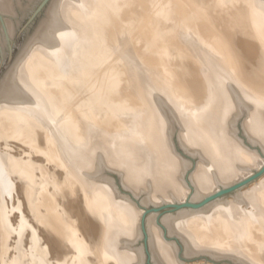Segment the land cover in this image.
I'll return each instance as SVG.
<instances>
[{"label":"rangeland","instance_id":"374dc122","mask_svg":"<svg viewBox=\"0 0 264 264\" xmlns=\"http://www.w3.org/2000/svg\"><path fill=\"white\" fill-rule=\"evenodd\" d=\"M63 1L64 0H0V157L7 160L6 163L9 169L7 173H10L9 180L11 181L13 189L11 198H8L7 194L3 196L5 205L0 197V264H44L45 261L47 264H69L72 253H77L80 259L76 258L70 264H122V258L117 255L121 249L124 248L130 249L131 251L129 252L131 253L139 254V260H136L138 262L136 263V261H134L132 264H159L152 251L150 225H153L154 228L159 231L165 243L168 245L170 244V246L172 245L171 247H173L174 254L176 251V258L179 260L180 264H245L246 262L248 264H264V148L261 147L260 143L258 144L256 140L252 139L249 134H247L245 127H243L246 118L245 110L242 108L239 109V111L242 110L237 112L230 126V130L234 134L232 139L235 138L238 140L245 151L243 160H239V164L242 165L239 168L240 174L235 177L225 178L224 183L223 180L222 183L220 180H216L213 184L214 186L210 187V190L204 191L205 193L199 192L197 183L192 179L193 174L197 172L199 163L201 162L200 154H190L180 144L178 138L180 132L178 129L180 128L177 122L171 121L172 128L169 134V144L172 148L171 153H177L178 155H176L180 156L185 164V170L183 169L181 172L183 174L180 173L181 178L178 179V182L181 181L182 187L184 188L185 186V191H182L181 194H172L170 193L171 190L169 187H166L167 189L165 188L166 190L164 193L166 195L168 194V196L164 194L153 196L151 195L152 192L146 187L144 188L140 183L127 181L124 173H127V170H129L128 168L126 169V167L130 162L125 161V157L122 156V153L125 152V154H127V151H123L121 146H117L116 142L119 137L115 138L116 136L110 135V132H115L120 128L124 129L119 135L132 137L133 140L136 138L145 139L147 136L146 134H148V143L151 144L152 141L151 145L155 147L156 142L160 139V132L159 134L157 131L156 133L153 132V126L151 125L154 124L151 121H155L160 115L156 112L158 110V105L153 106L154 99L145 96V93L146 95L151 93V89H148L147 86L146 89L143 86L147 82L153 81L155 77L153 72L157 73L160 68L164 74H157L156 76L158 79H170L167 81V84L170 85L168 87V98L171 102L170 106L172 105L174 107L176 102L182 105L181 103L184 102V99H181L182 102L179 103L176 98H178L177 96H179V98L184 97L181 96L177 89H180L190 78L192 79L190 83H193V85L187 89L185 95L188 96L186 101H190L189 105L194 106L192 110L195 113L199 111V113H197L198 116L196 115L193 119V129L196 128L195 131L197 133L200 132L197 125L206 123L210 119L208 114L211 113V109H214V104L209 98L210 92L206 91L205 87H203V79L205 81L208 74L206 75L205 71L202 72L198 70V65L201 63V60H199V57L197 58L198 53L196 52H200L201 49L196 46L198 42H200V39L198 40L196 37H193L194 41L192 45L191 43H186L188 47L186 48L192 52L191 55L188 56L189 58L191 57L189 61L192 62H186L184 60L185 54H181L183 50L181 47L184 48V46L180 44L179 48L176 47L175 42H173V37L170 36L168 40H163L164 43L162 42V44L156 43L158 31L150 25L152 24L151 21L155 20V15L161 13L156 6L158 0H107L105 3H109V5L104 3L102 12L98 13V17L96 18L97 24H95V26L99 28V32H94L92 34L94 41L90 37L89 43L84 45L82 54L83 60L75 61L73 63L74 65L72 64L73 68H70V75H68V73L67 76H61L62 74H60L61 72L59 71H63L64 66L49 61L46 63L47 60H44L43 56L41 58L39 57V52L41 50L39 44L43 39L39 37L38 33L40 34V32L44 30V24L53 13L52 7L55 6L56 14L60 13L61 8L67 0ZM217 1L212 0V2ZM181 2L186 3V0H182ZM241 2L243 1L239 0V4L237 0L236 3L222 10V15L219 16L221 23L217 30L211 34L215 39L214 44L217 47L214 51L216 58L213 61L211 60V62L216 67L219 66L218 68H221L220 66L224 63L227 67H230L229 65H231V63L235 64L241 68V72L234 73V77L244 76L243 81L247 82L250 77L248 72L251 71L256 61L253 57H259L262 50H264V48H262L263 46H260L264 45V28L262 25L260 26L258 23L254 22L252 18L253 15H249L252 14V10L249 8L250 4ZM254 3L255 2H253L252 5ZM240 8L244 11H241ZM181 10L182 9H179L177 16L182 14L183 10ZM236 12H238V15ZM242 13H244L243 16L248 17L249 22H247L243 31L237 34L235 32L237 30L235 26L236 22L243 17ZM207 16L208 19L214 18L211 13H208ZM165 19L166 18L162 17L160 21H165ZM222 19L226 21L223 23ZM110 23L113 25H110ZM206 24H209L208 21ZM126 27L129 28L131 34ZM92 30H95V28ZM126 31H128V33ZM133 32L134 34H132ZM117 33H119V35H117ZM180 33L179 31L177 36H181ZM257 33L259 34L257 35ZM183 37L184 36L180 38L182 39ZM114 38L115 40H113ZM233 38L236 39L235 42ZM262 38L263 40L259 41ZM254 39H256L257 42L259 41L258 46ZM109 40L113 42L110 44ZM241 40H243L242 43ZM107 41L108 43H106ZM251 41L255 42L253 43ZM236 42H238V44ZM254 44L256 45L255 48L257 47L260 49V46L262 49H255ZM124 47L126 49L123 50ZM238 49H240V51ZM45 50L42 51L41 55L51 53L49 52L50 49ZM224 57H226L227 60ZM43 61H45L46 65ZM137 61H139V63ZM215 61H217V63H215ZM218 63L220 65H218ZM80 66L82 71L79 68ZM139 67L141 68L139 69ZM206 68L208 71L210 70L209 67ZM212 71L215 72V70ZM15 72L19 73L16 74ZM21 72L22 74L24 72L25 74L28 73L32 80H34V83H37H35L36 88L46 90L57 104L66 105L65 110L67 111L65 118L58 119L60 126L66 121L65 119H68L64 124H66L65 127L71 134H75L77 132L76 129L82 131V133H80L84 136H86L85 134L87 133L88 137L86 136V138L80 133L79 135H74L73 139L75 138L76 140L74 139L73 142L77 141L75 143L87 147L89 145L87 143L88 141L89 143L90 141H97L96 144L99 145L101 151L112 147L113 143L114 145L116 144L115 148L117 149H115V152L117 155L112 156L111 160L113 162L110 163L111 165L105 164L101 157L99 158L100 160L97 158V164L94 162L97 167V172L89 176L90 178H88V176H82L83 174L81 172L79 173L73 169V166H77L76 162L73 161L70 163L71 157L68 156V154H61L62 150H59V145L55 142L56 139L49 135L43 123L31 117L30 114L24 113V111L17 113L13 112L17 115L11 112L9 107L11 106V101L7 98L9 95L7 90L17 84L14 80L21 75ZM137 73H141L142 75H140L142 77H137ZM65 76L67 78H65ZM68 76L72 77L69 78ZM197 76H200L202 81L199 78L198 80ZM66 79H68L69 82ZM253 79H256V83H262L260 85L257 84L258 88L262 87V90H258L264 92V72L254 75ZM10 81H12V85ZM44 81L48 84H45ZM9 83L10 87L8 86ZM51 84H53L52 87L50 86ZM245 85H247V83L241 86L239 85L240 87L237 86V88L242 87L246 94V100L251 101L250 99L254 98L253 93L256 91V88L253 90L254 87L252 85ZM7 86L8 89L6 88ZM159 88L161 91H168L166 85H161ZM153 90L155 92L158 88L155 86ZM246 90L248 91L246 92ZM58 92H62L61 95ZM204 102L206 104L205 106ZM92 104L94 105L92 106ZM100 104L104 107L98 108L102 107ZM184 107L185 106L182 108ZM150 108L152 110H150ZM206 108L208 109L206 110ZM99 109L101 111H99ZM146 113L151 116V119L149 118V121L147 120L149 125L148 128L145 123ZM25 114L26 117H23ZM200 114L204 115L202 116ZM98 118L101 124L98 122ZM69 123L72 124L69 126ZM147 130H149L148 133ZM90 134H92V137ZM88 138H90V140ZM84 139L87 141H84ZM78 141L85 143L82 144ZM86 143L87 145H85ZM128 143L130 144V142ZM209 143L210 142H206L207 146ZM101 156H105V150L102 152ZM69 163L71 165H69ZM129 166L132 165L129 164ZM244 167L245 169L242 170L241 168ZM129 172L135 174L132 170ZM168 175L169 181V179H171V174L169 173ZM94 178V182L97 180L99 184L101 183L100 186H97V184L92 185L93 183H91V180ZM165 180H167V178ZM165 180H163L162 184L168 186L170 182ZM100 187L104 188L102 190H109L108 195H110V198H116L117 201H127L126 203L132 208L133 214L136 215V221L132 227L128 226L130 227L128 229H118L111 234L104 233V228H106L107 225L105 221L108 219L107 217L111 215L107 212L106 207L108 205L103 203L91 205L89 201L92 195L100 191ZM250 190L257 193L260 192L261 195L259 194V196H262V198H258L257 208L253 207L252 210H249V213L238 212L230 216L227 215L228 218L221 217L220 213L217 212V209L222 207L223 204L239 202L236 200L242 201L241 198H243V194H246ZM88 211L90 212L89 215ZM211 211H213V213ZM206 212L212 216L208 214L207 218L205 217L199 220L198 218L200 215H202V213L206 214ZM75 214H79L76 218L81 217V219H76L75 216H72ZM244 215H247L245 217L246 219L242 218L243 221H241V218L238 217ZM174 218H181L183 223H185L184 235L180 234L178 231H172L168 226V219ZM236 218L237 220H234ZM213 219L216 221H213ZM114 223L118 226L122 222L118 223V221H114ZM77 225L80 226L78 231L74 230V226ZM217 226H220L219 228L221 229ZM217 228L219 230H217ZM216 230L219 232L218 235ZM79 236H83L84 238ZM186 236L188 239H184ZM229 237L231 238V242L233 241L232 243L228 242L230 241ZM76 238H78V241ZM112 238L113 240L109 242L108 240ZM132 238L133 240H130ZM189 238L196 245L198 252L188 251ZM226 239L229 240L227 241ZM126 243L131 244L127 245ZM226 243L230 245H226ZM81 245L85 246L81 247ZM84 247L87 249L85 250ZM228 248L231 251H229ZM80 251L81 254L85 252L81 255Z\"/></svg>","mask_w":264,"mask_h":264},{"label":"bare ground","instance_id":"6f19581e","mask_svg":"<svg viewBox=\"0 0 264 264\" xmlns=\"http://www.w3.org/2000/svg\"><path fill=\"white\" fill-rule=\"evenodd\" d=\"M106 1L107 0H67L65 2V4H64L63 7L61 5V7H62L61 8V11H60V13H57V14H56V8H55V6L52 7V12L53 13L51 14V17H49V19L44 24V28L42 27L44 30H42L40 32V34L38 33L39 37H41L43 39L41 42L38 41V42H40L39 46L41 48V50L39 52V57L41 58L43 56V59L44 60H47L46 63L49 61V62H53L55 64H59L61 66H64L63 71H59L58 70L59 72H61L60 73V74H62L61 76H63V75H66L67 76V74L71 70L70 68L72 67V64L75 61H78V60L81 61V60H83L82 54H83V50H84V45L87 44V43H89L90 37L93 40V38H92L93 35L92 34L94 32H99V28H96V26H95V24H97L96 23V20H97L96 18L98 17V13L102 12V10H103V4ZM126 1H125V4H126ZM181 1L182 0H158V2H157L158 4H156V6H157V9L161 11V13H158L157 15H155L156 18H154L155 20L151 21L152 24L150 26L154 27L158 31V33H157L158 34L157 35L158 38H157V42L156 43H158V44L161 43L162 44L163 40H168V37L171 36V37H173V42H175L176 47L179 48L180 47L179 46L180 44L183 45L185 49L183 47H181L183 49L181 51V54L182 55L185 54V57H184L185 59L184 60L186 62L189 61V59H191V57L189 58L188 56L191 55V53H192V52H190L189 49H187L188 47L186 46L187 45L186 43H188V44L191 43V45H192V43L194 41L193 37H196L198 40L200 39V42H198V44L196 42L197 46L196 45L195 46L198 47L199 49H201L200 52H196V53H198L197 58L199 57V60H201V63L199 62L200 64L198 65V70H200L202 72L205 71L206 75L208 74L207 75V79H205V81L203 79V82H204L203 83V87H205V90L206 91L210 92L209 98L211 99L210 101H212L213 104H214V109H211V108L208 107L209 109H211V113L209 111L210 114H208L210 116V119L209 120L207 119L208 121L206 123L203 122L204 124L197 125L198 126V129L200 130V132H199L200 134L195 131L196 128L193 129L194 128V126H193V119L195 118L196 115L198 116L197 113H199V111L198 112L196 111L197 113H195L192 110V108H194V106L189 105V102L190 101L189 102L186 101L187 98H188V96L185 95V92L187 91V89H189L193 85V83H190L192 81V79L190 77L189 78H190L191 81L189 80V81L185 82V84H183L180 87V89H177V91H179V93L181 94V96H183L184 98H182L181 96H180L181 98H179V96H177L178 98H176V99H178L177 101H179V103L182 102L181 99L182 100L184 99V102H182L181 104L183 106H185L186 108L185 107L182 108L183 106L182 105H179L178 102H176V104H175L174 107L172 105L170 106L171 102H170V100L168 98V92H169L168 87L170 85L167 84V81H169L170 79L169 80L167 78L166 79H163V80H159L158 79V77L156 76L157 74H160V75L161 74L162 75L164 74L163 71H162V69L160 68L157 71V73L153 72V74H154L155 77H154V79H153L152 82L149 81L146 84L143 83L144 84V86H143L144 88H146V86H147L148 89H151V93L148 94V95H146V93L144 92L145 93V96L147 98L154 99V101L152 100L153 101V106L158 105V110L156 112H157V114L160 115V116H158V118L155 121H151L154 125H151L150 124L151 126H153V128L152 127H150V128H152V130H153L154 133H156V131H157L158 134H159V132H160V134H159V138L160 139L156 142L155 147L154 146L152 147V145H151L152 144V141H151V144L148 143V140H149L148 134H146L147 136L145 137V139H140V138L138 139V138H136V139L133 140L132 137H125L123 135H119V134H121V131H123L124 128H120L119 130L117 129L115 132L114 131L110 132V135L116 136L115 138L119 137L117 139L116 144H117V146L118 145L121 146L123 151L124 150L127 151V154H125V152H124V153H122V156L125 157V161H127V162L129 161L130 162L129 164L132 165V166H129V164H128V166L126 167V169L128 168L129 170H127V173H124L125 179L127 181H134L136 183H140V185L144 186V188L146 187L147 189H149L152 192L151 195H153V196H157L159 194L160 195H163V194L166 195L164 193V191L167 189L166 187H169V189L171 190L170 193H172V194H181L182 191H185L184 190L185 189V186H184L185 183L183 185L184 186V188H183L182 187V184L180 183L181 181L178 182V179L181 178L180 173L185 168L184 167L185 164L182 161V159L180 158V156H177L178 155L177 153H176L177 155L171 153L172 152V148L170 147V144H169V140H170L169 139L170 138L169 137V134H170V130L172 128L171 121L177 122L178 125H179V128L180 129H178V131L180 130V132H179V137L178 138L180 140V144L190 154L191 153L192 154H196V153H199L200 154L201 162L199 163V168L197 169V172L194 173L193 176H192V179L197 183V186H198L197 188H198V190H199L200 193H203L204 191L206 192V190H208L210 187L214 186L213 184H214V182L216 180H218V181L220 180L221 183H222V180H223V183H224V179L225 178L227 179V177H229V178L235 177L236 175L240 174L239 168L242 165L239 164V160H241V159L243 160V157L245 155V151H244L243 147L241 146V144H240V142L238 140H236L235 138L232 139L233 136H234V134L230 130V126L232 125V123L234 121L233 118L235 117V115L237 114V112L239 111L240 108H242L243 110H245V113H246L245 114L246 115V118H245L244 125H243V127H245V129L247 130V131L246 130L245 131L247 132V134H249V136L252 139L256 140L257 143L258 144L260 143L261 147L264 148V92H262V91L260 92V90H258V89H261L262 87L260 86L261 88H258V85L257 84L260 85L262 83H258V82L256 83L255 82L256 79L255 80L253 79L254 75H258L259 73L264 72V50H262L263 53L261 52V54L259 55V57H257V58L255 57L254 58L252 56L253 59H256V61L254 63L255 65L252 66L253 68L251 69V71L248 72L250 74L249 75L250 77L248 78L247 77L248 75L245 76L246 78H248L247 82H244L243 81L244 80L243 79L244 76L243 77H234V73H240L241 72V68H239L235 64L231 63V65H229V63H228V65L230 67H227L225 65V63H224L223 65L220 66L221 68H218L219 66L216 67L211 62V60L213 61L216 58V56L214 55V51L217 49V47L214 44V40L215 39H214V37L211 34L214 33V31L217 30V28L219 27V25L221 23V20L219 19V16L222 15V10L225 9V8L227 9L231 4L236 3L237 0H218V1L216 0L217 2H212V0H188V1L186 0V3L185 2L183 3ZM241 1H243L241 3L246 2V4L247 3L250 4L249 8L252 10V12H251L252 14H249V15H253L252 18H253L254 22L255 23H258L260 26L262 25V27L264 28V0H241ZM253 2H255V3L252 5ZM132 3H135V2H132ZM238 3H239V0H238ZM105 4H107V3H105ZM112 4H114V3H112ZM107 5H109V3ZM126 6H124V7H126ZM243 8H244V6H243ZM179 9H182L183 11L181 10L182 11V14L180 15V13H179L180 16H177L178 15L177 13H178ZM232 9H233V7H232ZM242 10L243 9H241V11ZM244 10H245V8H244ZM247 11H249V10H247ZM114 13H116V12H114ZM119 13H120V11H119ZM208 13L213 14L214 18H209L208 19V16H207ZM231 13H234V12H231ZM237 13L238 12H236V14ZM243 14L244 13H242V16H243ZM240 15H241V13H240ZM115 16L118 17L117 15H115ZM162 17L166 18L165 21H160V18H162ZM103 18H105V17H103ZM178 19H180V20H178ZM111 20H113V19H111ZM222 20H223V23H224V21H226L224 19H222ZM207 21H208L209 24H206ZM247 22H249L247 16L241 17L236 22V26L235 27H236L237 30L234 27V29L236 30L235 32L237 34L238 33H241L243 31L245 25L247 24ZM233 23H234V21H233ZM111 24L112 23H110V25ZM229 24H231V23H229ZM233 26H234V24H233ZM247 26H249V25H247ZM105 27H106V25H105ZM93 28H95V30H92ZM109 28H110V26H109ZM126 28H128V27H126ZM130 30H131V28H130ZM128 31H129V28H128ZM128 31H126V32L128 33ZM179 31L181 32L180 33L181 36H177ZM112 32H113V30H112ZM130 32L131 31H129V33ZM215 33H217V32H215ZM253 33H255V32H253ZM132 34H134V32ZM258 34L259 33H257V35ZM117 35H119V33H117ZM261 35H262V33H261ZM139 36H141V35H139ZM182 36H184V37L181 39L180 37H182ZM113 40H115V38ZM116 40H117V38H116ZM151 40H152V38H151ZM233 40H234V42L236 41L235 38H233ZM233 40H232V42H233ZM254 40L257 42L256 39H254ZM261 40H263V38L260 39L259 41H261ZM109 41H110V44H111V42H113L112 40H109ZM242 41L243 40H241V43H242ZM232 42H231V44H232ZM244 42H246V41H244ZM251 42H253V41H251ZM258 42L256 43L257 46L259 44ZM91 43H92V41H91ZM106 43H108V41ZM106 43H105V45H106ZM169 43H170V41H169ZM236 43L238 44V42H236ZM114 44H115V42H114ZM123 45H126V44H123ZM242 45H244V44H242ZM255 46L256 45L254 44V48H255ZM260 46L261 47L263 46L262 48H264V45H260ZM260 46H259L260 49H258L257 47L256 48L258 50H261L262 48ZM93 47H95V46H93ZM102 47H104V46H102ZM235 47H238V46H235ZM245 47H243V48H245ZM89 48H90V46H89ZM240 48H241V46H240ZM45 49H50L49 52H51V53H48L46 55H44V54L41 55L42 54V51H44ZM124 49H126V48L124 47L123 50ZM97 50H98V48H97ZM238 50L240 51V49H238ZM104 52H105V48H104ZM139 52H137V53H139ZM98 54H99V52H98ZM256 54H258V53H256ZM232 55H233V53H232ZM237 55H235V56H237ZM251 55H253V54H251ZM224 58L226 59V57H224ZM253 59H251V60H253ZM238 60H240V59H238ZM137 62L139 63V61H137ZM189 62H192V61H189ZM189 62H188V64H189ZM43 63L45 64V61H43ZM215 63H217V61H215ZM218 65H220V64L218 63ZM81 66L79 67L80 69H81ZM206 67H209L210 70L208 71ZM140 68L141 67H139V69ZM94 69H96V68H94ZM195 69H194V71H195ZM91 70H92V68H91ZM212 70H215V72H213ZM81 71H82V69H81ZM59 72H58V74H59ZM93 72H94V70H93ZM18 73H16V74H18ZM70 73L68 75H70ZM140 74L141 73H139V74L137 73L136 76L137 77L138 76L142 77L141 76L142 74L141 75ZM66 76H65V78H67ZM68 77L71 78L72 76L71 77L68 76ZM156 77H157L158 80L156 79ZM201 77H202V74H201ZM201 77L200 76H197V79L199 78L202 81V78ZM148 78H149V76H148ZM194 78H195V76H194ZM11 79H12V77H11ZM260 79H262V78H260ZM16 80H14V81L17 82V84H15L14 87L12 86L13 88L11 87V88H9V90H7V92H9V95H8L7 98H8V100L11 101V103H10L11 106H9L10 109H11V112L12 113L13 112H16L17 113V112L24 111V113L26 112V114L27 113H28V115L30 114L31 117H33V118L39 120L41 123H43L46 126L49 135H51L52 138L54 137L56 139L55 142H56V144L59 145V150L60 149L62 150L61 151L62 152L61 154L62 155L68 154V156L71 157L70 163H72L73 161L76 162V165L77 166H73L74 167L73 168L74 170H76L79 173L81 172L83 174L82 176H88V178H90L89 176H92V175H94L97 172V167L95 165V163L97 164L96 161H98L97 158L99 159L101 157L102 158V161L105 164L111 165L110 163L113 162L111 160L112 156L117 155L116 152H115L116 151L115 149H117V148H115V145L116 144L114 145V143H113L112 147H110L108 149H104L105 150V156H101L102 155V152L104 150L101 151V149L99 148V145L96 144L97 141H95V142L90 141V143L88 141L87 143L89 145L87 147H85L84 145L83 146H80V144L75 143L77 141L73 142L74 139H75V138L73 139V136L76 135V134L79 135V133L80 132L82 133V131H78V129H76L77 132L75 134H71L69 132V130L65 127L66 124H64L65 122H67L68 119H65L66 121L64 123H62L61 126L58 123V119H62V118L64 119L65 118L66 111H67V110H65L66 105L65 104H57L55 102V100H53L51 98V96L46 92V90H43L41 88L40 89L36 88V86H35V83L36 82L34 83V80H32L31 76H29L28 73L25 74V72H24L22 74V72H21V75ZM40 80L42 81L41 78H40ZM66 80H68V79H66ZM10 82H11V85H12V81H10ZM68 82H69V80H68ZM259 82H260V80H259ZM46 83L47 82H45V84ZM245 83H247V85L250 84L249 86L252 85L254 87V88L252 87L253 90L256 88V91L253 93L254 96L252 95L254 97V98H252L253 101H252V99H250L251 101L246 100V94L244 92V89H242V87L241 88H237V86L240 87L241 85H243ZM9 85H10V83L8 84V86ZM52 85L53 84H51L50 86L52 87ZM161 85L162 86L163 85H166L168 91H166V90L165 91H161L160 88H159V86H161ZM247 85H245V86H247ZM8 86L6 87L7 89H8ZM155 86L158 88V90H156L154 92L153 88H155ZM245 86H244V88H245ZM4 90L6 92V89L5 88H4ZM200 90H202V89H200ZM263 90H264V88H263ZM188 91H190V90H188ZM247 91L248 90H246V92ZM5 92H4V94H5ZM250 92H252V91H250ZM61 93H59V94L61 95ZM206 94H208V93H206ZM92 103H93V101H92ZM93 105L94 104H92V106ZM205 105L206 104L204 102V106ZM95 106H96V104H95ZM103 107L104 106L98 107V108H103ZM98 108H97V110H98ZM105 108H106V106H105ZM208 108H206V110ZM95 110H96V108H95ZM150 110H152V109L150 108ZM99 111H101V110L99 109ZM200 111H201V109H200ZM92 113H93V111H92ZM115 113H118V112H115ZM13 114H15V113H13ZM26 114L23 117H26ZM140 114H142V113H140ZM15 115H17V114H15ZM200 115H202V114H200ZM145 118H146V122L145 123H146L147 128H148V126H149L148 125L149 118L151 119L150 114H147L146 113L145 114ZM205 118H206V116H205ZM196 119H197V117H196ZM59 122H60V120H59ZM71 122H72V120H71ZM98 122H100V124H101L100 119H99ZM108 122H109V120H108ZM71 124L72 123H69L68 125L70 126ZM68 125H67V127H68ZM150 128H149V130H150ZM91 129H90V131H91ZM149 130H147V133L149 132ZM107 131H109V130H107ZM102 134H103V132H102ZM81 135H83V134H81ZM85 135L88 137L87 133ZM90 135L92 137V134H90ZM86 136H84V138H86ZM88 139L90 140V138H88ZM80 140H81V138H80ZM85 140L86 139H84V141ZM132 140H133V142H132ZM81 141L80 142L78 141V142L79 143H82ZM128 142H130V144ZM206 142H210L208 146H207L208 143L206 144ZM84 143H82V144H84ZM87 143L85 145H87ZM174 148H175V146H174ZM100 151H101V153H100ZM128 152H129V154H128ZM6 161H7L6 159H4L3 157H0V197H1V201L4 203V205H5V199H4L3 196L5 194H7L8 198H11V195H12L11 192L13 190L12 189L11 181L9 180L10 179L9 178V176H10L9 174L10 173H7L8 172L7 170H9V169L7 167L8 165H7ZM70 163H69V165H71ZM243 166H245V165H243ZM167 168H168V170H167ZM241 169L243 170V169H245V167L244 168H241ZM130 170L134 171L135 174L134 173L131 174V172H129ZM169 173L171 174L170 175L171 176L170 177L171 179H169V181H168V177H169L168 174ZM181 174H183V173H181ZM166 178H167V180H165ZM163 180L170 182L169 183L170 186L169 185L168 186L163 185L162 184ZM94 181H95V178L91 180V183H93L92 185H96L97 184V186H100L101 183L99 184L97 180H96V182H94ZM218 183H220V182H218ZM227 184H229V183H227ZM102 189H104V188H101L100 187V191L98 193H96L95 195H92V197L89 199V201H90L91 205L92 204L93 205H98V204H101V203H103L105 205L106 204L108 205L106 207L107 208V212L110 213L111 215H110V217H107L108 219H106V221H105L108 226L106 225V228H104V233L105 234H109V233L111 234L113 231H116L118 229L121 230V229H124V228L128 229V228L132 227V225L136 221V218H135L136 215L133 214L132 208L126 203L127 201L126 202H124L122 200H118L117 201L116 198H113V197H112L113 198L112 199V198L109 197L110 195H108V191L109 190H106V189L105 190H102ZM259 194H260V192L257 193V192H254V191H251L250 190L246 194L245 193L243 194V198H241L242 201L235 199L236 201H239V202H236V203H231L230 202V203H227V204H223L222 207H220L219 209H217V212H219L220 215H221V217L223 216L224 218H228L227 215L230 216V215L236 214L238 212H244V213H247L248 212L249 213V210H252L253 207H256L257 208L256 205L258 204L257 203L258 202V198H262V196H259ZM166 196H168V194ZM233 202H235V201H233ZM133 207H135V206H133ZM211 212L213 213V211H211ZM253 212H254V210H253ZM76 214L75 215H72V216H75V218H76V216L79 215V214L78 215H76ZM89 214H90V212L88 211V215ZM208 214H209L208 212H206V214L205 213H202V215H200V217L198 219L201 220V219H203L205 217L207 218ZM210 216H212V215H210ZM246 216L247 215H244V216H241V217H238V218H241V221H243V219ZM68 217H69V215H68ZM79 218L81 219V217H78L76 219H79ZM119 220H121V221H119ZM234 220H237V218L234 219ZM114 221H118V223H120V222H122V223L120 225L116 226L117 222L115 224ZM205 221H207V220H205ZM213 221H216V220L213 219ZM238 221H236V222H238ZM198 222H200V221H198ZM167 224H168V226L170 227V229L172 231H176V232L178 231L180 234H183L184 235V232H185L184 231L185 223H183V221L181 220V218L180 219H177V218L168 219ZM199 224H201V223H199ZM128 226H130V227H128ZM137 226H138V224H137ZM74 227H72V228H74V230H77L78 231L80 229V226L79 225L74 226ZM134 228H135V226H134ZM218 228H217V230L221 229V228H219V229ZM150 231H151V239H150L151 240V246H152V251H153V254L155 256L156 261L159 264H180L179 263V260H177V258H176V251H175V254H174V250L172 249L173 247H171L172 245L170 246V244L168 245L167 243H165V241H163L164 239H162L161 235L159 234V231L157 229H155L153 225H150ZM73 234H74V232H73ZM218 234H219V232L217 233V235ZM231 235H232V233H231ZM83 236H79V237H83ZM185 238H187V236L184 237V239ZM231 238H230V241H228L229 239L228 240L226 239V240L228 242H231ZM37 239H39V238H37ZM76 239L78 241V238H76ZM85 239H86V237H85ZM80 240H81V238H80ZM112 240H113V238L110 239V240H108V241L110 242ZM130 240H133V238L130 239ZM81 241H80V243H81ZM47 242H48V239H47ZM50 244H52V243H50ZM77 244H79V243H77ZM126 244L128 245V244H131V243H126ZM124 245H125V243H124ZM188 245H189L188 251H194V252L196 251V252H198V249H196L197 248L196 245L194 244V242L191 239L188 241ZM226 245H230V244L229 243L228 244L226 243ZM83 246H85V245H83ZM83 246L81 245V247H83ZM117 246H119V245H117ZM130 246H132V245H130ZM197 246H199V245H197ZM74 248H75V246H74ZM84 249H85V247H84ZM117 249H119V248H117ZM199 250H200V248H199ZM228 250H229V248H228ZM118 251H120V250H118ZM129 251H131V250L130 249L128 250V249H125L124 248V249H121V251L118 253L117 256H119L120 258H122L121 259L122 260V264H132V262H134L136 260H139V254L138 253H131ZM229 251H231V250H229ZM84 252H83V254H84ZM80 254H81V251H80ZM83 254H81V255H83ZM49 258H50V256H49ZM76 258L80 259L78 257V255H77V253H72L71 256H70V259L71 260L69 261V264L72 263V261L75 260ZM137 262L138 261H136V263ZM44 264H47V262L45 261Z\"/></svg>","mask_w":264,"mask_h":264}]
</instances>
